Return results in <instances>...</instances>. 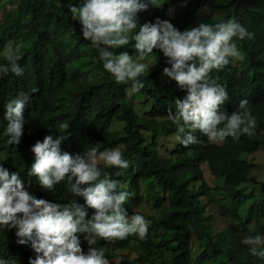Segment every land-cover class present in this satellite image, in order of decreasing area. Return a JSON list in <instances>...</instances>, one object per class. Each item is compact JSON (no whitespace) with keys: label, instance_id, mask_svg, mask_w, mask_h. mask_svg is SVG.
<instances>
[{"label":"trees","instance_id":"1","mask_svg":"<svg viewBox=\"0 0 264 264\" xmlns=\"http://www.w3.org/2000/svg\"><path fill=\"white\" fill-rule=\"evenodd\" d=\"M144 2L148 10L137 14L140 24L159 17L183 31L201 22L233 19L254 34L237 41L244 61H231L210 75L227 87L221 111L230 114L242 99L249 101L257 119L255 135L213 143L197 131L196 143L184 147L176 140L168 155H162L159 140L177 135L168 109L175 112L174 101L183 99L186 91L163 75L170 65L159 49L142 61L149 71L140 78L144 88L134 93L130 83L117 84L104 70L78 19L72 18L70 8L82 6L84 0H0V65L8 63L4 51L10 42L9 49L23 53L18 62L23 75L9 72L0 78V105L20 92L29 97L20 143L0 140L3 167L19 173L36 198L64 204L73 198L66 182L47 192L35 177H28L34 162L31 146L48 135H67L61 150L73 155L91 147L119 148L129 167L104 171L126 185L131 195L123 206L128 214H141L150 225L143 241L135 236L114 243L97 241L96 247L111 251L117 264H264L243 243L248 236H264V0H158L160 7ZM14 3L9 11L8 4ZM133 44L114 51H127L135 59ZM115 122L122 128L114 129ZM61 124L68 125L64 133ZM206 170L214 183L206 178ZM216 189L221 196H215ZM76 199L84 205L82 197ZM143 204L153 211L139 210ZM85 208L90 218L94 209ZM15 232L0 226V257L14 258L25 250L15 242ZM77 235L85 240L84 234ZM88 247L83 241L81 248L87 252Z\"/></svg>","mask_w":264,"mask_h":264},{"label":"clouds","instance_id":"2","mask_svg":"<svg viewBox=\"0 0 264 264\" xmlns=\"http://www.w3.org/2000/svg\"><path fill=\"white\" fill-rule=\"evenodd\" d=\"M151 3L162 5L158 0ZM146 10L148 3L144 0H84L82 6L70 8L72 18L81 25L83 38L97 50L104 70L117 84L130 83L134 93L144 88L140 78L149 71L142 61L154 48L163 53L170 65L163 69V75L186 91L183 99L174 101L175 112L169 107L167 113L176 125V140L182 146L196 143L197 131L213 143L229 137L238 140L241 136H254L257 119L249 101L242 99L230 114L221 111L228 99L227 87L210 75L214 70L222 71L231 61H244L246 56L237 41L251 39L254 34L233 19L213 24L201 22L183 31L159 17L154 23L140 24L137 14ZM131 42L138 53L135 59L127 51L115 53V49ZM5 53L8 63L0 65V78L9 72L22 76L23 68L18 63L23 58L21 50L7 49ZM28 99L20 92L0 105L2 142L20 143ZM60 128L64 133L68 125L61 124ZM66 138L67 135L56 139L48 135L42 142L37 140L30 149L34 162L27 175L35 177L47 192L66 182L67 193L73 197L67 203L36 198L19 173H10L0 160V226L16 229L15 242L25 249L14 254V258L1 256L0 264H117L111 251L96 247L98 240L114 243L130 236L141 241L147 238L150 222L141 214H128L123 206L131 195L126 185L104 171L129 167L130 161L123 158L122 150L100 151L91 147L73 155L61 150ZM77 197L84 199V205L77 202ZM85 205L94 209L90 218ZM78 233L84 234L85 240H79ZM83 241L89 245L87 252L81 248ZM243 243L253 256L264 260V236H248Z\"/></svg>","mask_w":264,"mask_h":264},{"label":"rangeland","instance_id":"3","mask_svg":"<svg viewBox=\"0 0 264 264\" xmlns=\"http://www.w3.org/2000/svg\"><path fill=\"white\" fill-rule=\"evenodd\" d=\"M8 9H9V11H13V8H15V6H16V3H14V4H12V6L10 7V5L8 4ZM8 42H10V41H8ZM11 44H12V42H10L8 45H7V47H6V50L7 49H9L10 48V46H11ZM6 50H5V52H6ZM135 108H137L139 111H141L142 112V109L140 108V107H138V105H136V106H134ZM112 127L114 128V129H121L122 128V123H119V122H115L113 125H112ZM175 141H176V139L175 138H173V139H170V140H165V138L163 137V138H161L160 140H159V144H160V153L162 154V155H164V156H166V155H168V153H169V150H170V148H172V146H173V144L175 143ZM164 145H165V147H167V149L164 147ZM261 151H263L264 152V147L263 148H261ZM257 165H261V163L259 162V163H256ZM254 171H255V173L257 174V175H259L260 176V174H261V169H260V166H256V168L254 169ZM205 176H206V178L209 180V182H213V179H211L210 178V175H209V173L207 172V170H206V173H205ZM217 181L219 182V183H221L222 184V181L221 180H219V179H217ZM214 183V182H213ZM211 184V183H210ZM247 190H252L253 192L255 191V190H257V188H252L251 186H247V187H245ZM252 188V189H251ZM213 193L215 194V196L216 197H219V196H221L222 195V192L220 191V190H213ZM140 206V205H139ZM135 208H133V210H134ZM137 209V208H136ZM139 210H142V211H153V209L149 206V205H147V204H143L140 208H138ZM132 211V210H131ZM131 211H130V213H131Z\"/></svg>","mask_w":264,"mask_h":264}]
</instances>
